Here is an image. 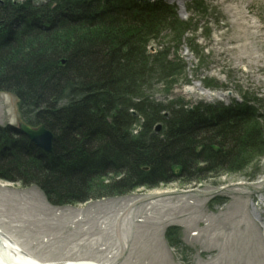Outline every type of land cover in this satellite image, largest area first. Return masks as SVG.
<instances>
[{
  "label": "rangeland",
  "instance_id": "374dc122",
  "mask_svg": "<svg viewBox=\"0 0 264 264\" xmlns=\"http://www.w3.org/2000/svg\"><path fill=\"white\" fill-rule=\"evenodd\" d=\"M57 1L0 0V12L12 9L0 30L2 43L23 28L38 31L43 17L39 12L55 8ZM72 1L81 2L70 8ZM66 2L69 5L56 8L53 15L87 24L98 12L121 18L156 13L166 19L156 36L143 38L145 53L165 62L170 76L143 79L139 97L126 95L112 104L131 117V136L143 128L144 116L135 108L144 101L158 109L148 130L160 139L165 138V121L176 118L177 131H195L199 137L208 129L226 131L240 125L243 143H237L228 165L213 163L195 179L176 177L179 168H173L169 182L102 197L90 190L82 201L67 204L51 202L34 182L0 177L1 233L43 264H264V0ZM150 64L157 71L158 62ZM82 98L61 99L55 108L74 106ZM21 107L13 91L0 89V128L9 126L14 140L1 144L9 156L38 162L37 153L53 152L55 135L40 125L52 136L50 148H44L45 140L35 142L19 122L28 125L25 121L34 119L38 106H30L25 115ZM116 113L109 111L108 120ZM247 132L253 136L250 142ZM22 139L30 144L26 149L20 147ZM194 161L198 167L206 165ZM81 169L97 183L111 180L113 174L91 173L88 165Z\"/></svg>",
  "mask_w": 264,
  "mask_h": 264
},
{
  "label": "trees",
  "instance_id": "16d2710c",
  "mask_svg": "<svg viewBox=\"0 0 264 264\" xmlns=\"http://www.w3.org/2000/svg\"><path fill=\"white\" fill-rule=\"evenodd\" d=\"M57 2L55 8L39 12L43 17L38 20V31L23 28L18 35L11 32L3 43L0 37V89H9L18 96L24 106L22 115L30 113V106H38L34 119L25 123L43 125L55 135L53 152L37 153L38 162L32 163L5 153L1 143L14 140L10 139L13 135L9 126L0 128V177L34 182L51 202L67 204L82 201L90 190L102 197L169 182L173 168H179L176 177L192 175V180L213 163L219 167L228 163L236 153L237 143H243L240 125L232 124L229 133L223 128L208 129L199 137L192 130L177 131L174 118L165 121V138L160 139L148 130L156 121L158 109L143 101L141 107L135 108L144 116L143 128L137 136H131V117L122 107H113L115 100H124L126 95L139 97L143 79L147 82L154 74L158 81L170 76L168 65L148 56L144 49L147 39L143 36L154 37L165 28L164 17L156 13L107 17L98 12L87 24L69 15H53L56 8L69 5L66 0ZM80 2L72 1L69 7L77 8ZM11 11L0 12V30ZM154 61L158 62V72L150 66ZM135 81H140V88L129 87ZM78 96L83 97L82 101L74 106L55 108L56 101L72 102ZM113 109L117 113L109 114V121L107 113ZM22 140L20 147H29L28 141ZM20 147L15 150L22 152ZM51 158L61 163L50 164L47 160ZM195 159L206 165L198 167ZM86 165L91 173L102 176L112 171L111 180L92 181L89 171L81 169Z\"/></svg>",
  "mask_w": 264,
  "mask_h": 264
},
{
  "label": "bare ground",
  "instance_id": "6f19581e",
  "mask_svg": "<svg viewBox=\"0 0 264 264\" xmlns=\"http://www.w3.org/2000/svg\"><path fill=\"white\" fill-rule=\"evenodd\" d=\"M0 264H43V263L38 262L29 254L24 253L14 241L6 237L0 231ZM48 264H54V263H48ZM58 264H74V262L67 261Z\"/></svg>",
  "mask_w": 264,
  "mask_h": 264
},
{
  "label": "water",
  "instance_id": "95a60500",
  "mask_svg": "<svg viewBox=\"0 0 264 264\" xmlns=\"http://www.w3.org/2000/svg\"><path fill=\"white\" fill-rule=\"evenodd\" d=\"M21 125L22 130L29 135L35 142L45 140L46 142H43L44 148L49 149L50 148V140L52 139V136L50 132L46 131L43 126H39L37 128H32L29 125L23 124L22 122H19ZM47 144V145H46ZM74 264H97L91 261H79L74 262Z\"/></svg>",
  "mask_w": 264,
  "mask_h": 264
}]
</instances>
